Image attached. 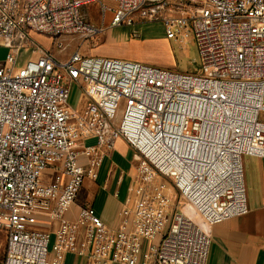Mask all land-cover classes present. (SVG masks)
I'll use <instances>...</instances> for the list:
<instances>
[{
  "label": "built area",
  "instance_id": "obj_1",
  "mask_svg": "<svg viewBox=\"0 0 264 264\" xmlns=\"http://www.w3.org/2000/svg\"><path fill=\"white\" fill-rule=\"evenodd\" d=\"M90 3L112 26L161 22L168 38L192 35L200 72L82 55L104 31L89 19ZM33 33L52 38L53 49ZM5 42L0 264H60L63 253L82 264H206L207 227L249 212L244 157L264 158V0H0ZM24 49L34 57L17 67ZM73 83L86 98L81 111L68 101ZM118 138L136 151L135 208L115 229L90 204L70 219L85 177ZM158 175L173 179L201 224L178 210ZM40 213L57 222L54 232L33 228Z\"/></svg>",
  "mask_w": 264,
  "mask_h": 264
},
{
  "label": "crops",
  "instance_id": "obj_2",
  "mask_svg": "<svg viewBox=\"0 0 264 264\" xmlns=\"http://www.w3.org/2000/svg\"><path fill=\"white\" fill-rule=\"evenodd\" d=\"M3 46L0 44V48ZM5 48V47H3ZM5 51L0 60L5 59ZM91 144L94 139L89 140ZM135 149L124 138H118L114 148L107 152L101 165L95 168V176H87L75 202L67 211L70 219H76L82 205L90 204L110 228H117L125 208L134 209L137 203V177L133 156ZM86 163V158H81ZM244 178L249 212L214 223L207 227L210 236L206 264H264V158L245 156ZM53 169L44 176L53 178ZM129 182L125 188V183ZM57 222L45 213L37 216L34 229L54 232ZM51 251L49 258H54ZM60 264H82V259L71 253H63Z\"/></svg>",
  "mask_w": 264,
  "mask_h": 264
},
{
  "label": "rangeland",
  "instance_id": "obj_3",
  "mask_svg": "<svg viewBox=\"0 0 264 264\" xmlns=\"http://www.w3.org/2000/svg\"><path fill=\"white\" fill-rule=\"evenodd\" d=\"M86 10L89 13L91 22L98 27L103 26L104 31L88 39L81 45L80 52L82 55L140 61L178 72H200V54L196 40L192 35L180 37L179 39L168 38L164 25L161 22L138 20L133 25L112 26L110 24L111 14L107 12L104 15L98 4L90 3L86 6ZM134 31L139 33V37L132 36ZM33 38L45 45L46 48L53 49L54 47L53 39L49 36L33 33ZM79 43L77 40L71 41L67 47L66 54L68 55L76 49ZM1 45L5 48H0V57L5 51H9L8 43L5 42ZM66 54L63 56H66ZM30 57H34V55L28 49L22 50L17 67H21ZM3 60H0V62ZM68 101L79 111L84 109L86 98L77 83L71 85ZM260 118L264 120V113H261ZM137 164L138 162L135 161V167ZM156 182L165 184L166 194L172 203L178 206L180 212H183L186 216L201 224V220L195 209L182 196L172 178L158 175ZM128 184L129 182L127 181L125 188ZM53 240L54 236L52 235L51 242ZM5 244V234L0 231V261L4 258Z\"/></svg>",
  "mask_w": 264,
  "mask_h": 264
}]
</instances>
